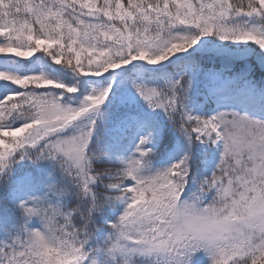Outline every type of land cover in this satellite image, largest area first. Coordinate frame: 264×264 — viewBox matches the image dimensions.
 I'll return each mask as SVG.
<instances>
[{"label":"snow or ice","instance_id":"snow-or-ice-1","mask_svg":"<svg viewBox=\"0 0 264 264\" xmlns=\"http://www.w3.org/2000/svg\"><path fill=\"white\" fill-rule=\"evenodd\" d=\"M0 264H264V0H0Z\"/></svg>","mask_w":264,"mask_h":264},{"label":"trees","instance_id":"trees-1","mask_svg":"<svg viewBox=\"0 0 264 264\" xmlns=\"http://www.w3.org/2000/svg\"><path fill=\"white\" fill-rule=\"evenodd\" d=\"M211 106H212V107H215V106H216V105H215V102H213Z\"/></svg>","mask_w":264,"mask_h":264}]
</instances>
